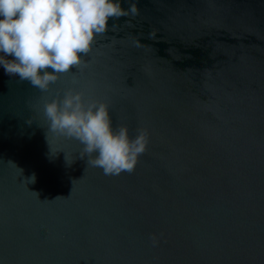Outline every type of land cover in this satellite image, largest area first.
<instances>
[{
    "label": "water",
    "instance_id": "water-1",
    "mask_svg": "<svg viewBox=\"0 0 264 264\" xmlns=\"http://www.w3.org/2000/svg\"><path fill=\"white\" fill-rule=\"evenodd\" d=\"M132 2L73 69L114 128L147 132L131 174L49 145L73 72L40 93L0 66V264H264V0Z\"/></svg>",
    "mask_w": 264,
    "mask_h": 264
},
{
    "label": "clouds",
    "instance_id": "clouds-1",
    "mask_svg": "<svg viewBox=\"0 0 264 264\" xmlns=\"http://www.w3.org/2000/svg\"><path fill=\"white\" fill-rule=\"evenodd\" d=\"M138 15L136 3L123 8L121 0H0V66L40 93L49 92L60 75L73 72V86L44 102L46 138L49 143L51 132L78 141L79 158L87 157L88 166L108 176L134 172L138 157L146 151L147 132L140 130L130 138L126 126L114 128L108 104L85 98L84 91L75 87L79 80L73 69L85 63L97 37L117 30L115 23L109 26L110 19ZM65 161L71 165L74 159L65 154ZM30 181L34 183L35 177ZM32 192L39 199V193ZM152 240L158 242L154 236Z\"/></svg>",
    "mask_w": 264,
    "mask_h": 264
}]
</instances>
